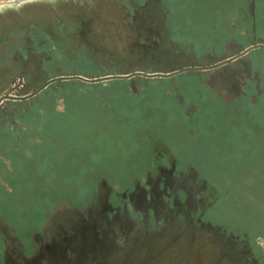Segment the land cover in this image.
Segmentation results:
<instances>
[{
	"label": "flooded vegetation",
	"instance_id": "obj_1",
	"mask_svg": "<svg viewBox=\"0 0 264 264\" xmlns=\"http://www.w3.org/2000/svg\"><path fill=\"white\" fill-rule=\"evenodd\" d=\"M15 1L0 0V6ZM103 1L30 0L0 11V132L17 131L23 125L21 119L51 95L66 92L69 82L94 90L116 83L125 91L136 85L145 87L151 79H165L177 93L183 80L194 79L219 99L223 94L245 95L244 88L261 91L253 51L231 63L209 67L236 55L257 38L253 29L257 0L246 5L252 14V32L239 31L210 51L195 44L187 48L173 36L168 27L170 11L162 0H115L100 10ZM105 24L113 25L116 39L104 32ZM72 63L92 65L96 73L64 72L62 66ZM154 71L179 73L95 83L54 80L68 75ZM187 107L182 106L184 114H188ZM162 141L152 154L156 146L149 138L150 165L121 192L102 180L82 210L67 202L54 203L28 234L0 216V264H163L165 255L184 239L188 255L195 243L210 239L220 244L227 264H264L246 233L230 236L204 220L209 209L203 204L212 207V197L200 191L197 179L208 184L197 173L178 169L181 161Z\"/></svg>",
	"mask_w": 264,
	"mask_h": 264
},
{
	"label": "rangeland",
	"instance_id": "obj_2",
	"mask_svg": "<svg viewBox=\"0 0 264 264\" xmlns=\"http://www.w3.org/2000/svg\"><path fill=\"white\" fill-rule=\"evenodd\" d=\"M114 2L103 1L99 8L106 10ZM249 2L162 0L173 36L187 48L195 44L206 51L239 31L252 32ZM255 12L256 35L264 41V0H257ZM112 26L105 24L104 32L116 39ZM251 56L261 91L244 88L245 95L223 94L220 99L194 79L183 80L177 93L165 79L125 91L116 83L94 90L69 82L66 92L51 95L21 119L17 131L0 132L1 218L28 234L54 203L82 210L100 182L121 192L150 165L149 138L156 146L152 154L164 139L181 161L178 169L195 172L208 184L197 179L200 191L212 197V207L203 204L209 209L204 220L230 236L246 233L256 257L263 258L264 49ZM62 67L69 74L96 73L86 63ZM186 246L184 239L170 248L163 264H227L213 240L195 243L192 255Z\"/></svg>",
	"mask_w": 264,
	"mask_h": 264
},
{
	"label": "water",
	"instance_id": "obj_3",
	"mask_svg": "<svg viewBox=\"0 0 264 264\" xmlns=\"http://www.w3.org/2000/svg\"><path fill=\"white\" fill-rule=\"evenodd\" d=\"M27 1H30V0H16L14 3H12V5L0 6V11L17 8L21 6L23 2H27ZM253 16H254L253 17L254 18L253 29L255 31L256 24H255L254 8H253ZM257 49H264V41L255 38V40L249 46L243 47V49L240 52H238L236 55L232 57L223 58L218 63L210 65L209 67H217L223 64L231 63L232 61L237 60L240 57L248 56L250 52L257 50ZM178 73L179 71L170 72V73L159 72V71H154L152 73L134 72L131 75L113 74V75H108V76H103V77H85L81 75H68V76L56 78L54 80H78L80 82L95 83V82H100L103 80H110V79H126V78L132 77L133 75H143L145 77H150V78H161V77L168 78Z\"/></svg>",
	"mask_w": 264,
	"mask_h": 264
}]
</instances>
